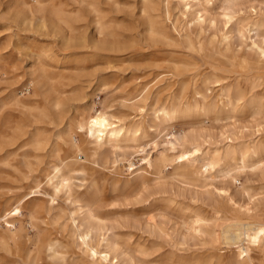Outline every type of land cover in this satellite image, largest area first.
Returning <instances> with one entry per match:
<instances>
[{"label": "rangeland", "instance_id": "1", "mask_svg": "<svg viewBox=\"0 0 264 264\" xmlns=\"http://www.w3.org/2000/svg\"><path fill=\"white\" fill-rule=\"evenodd\" d=\"M38 1L41 11L33 9L28 15L25 5H33V0H0V58L10 64L0 65L5 79L0 84V107L10 102L0 121V215L18 206L20 210L12 220L15 243L6 252L0 246V264H26L34 238L66 237L71 212L75 217L86 215L87 207H60L42 196L50 194L61 176L105 227L124 264H196L208 246L190 228L195 216L217 212L241 220L246 210L264 212L263 114L252 116L246 108L233 114L164 120L159 112L163 105L177 108L183 88L192 94L194 82L204 92L208 80V87L217 92L212 73L233 76L225 72L229 68L214 69L217 63L195 53L186 38L197 37L202 29V37L213 36L223 51L221 36L228 31L232 47L238 48L236 26L225 24L224 13L264 21V0ZM249 6L260 11L254 15ZM196 14L203 17L202 28ZM35 78H40L38 84L30 86ZM256 92L264 110V81ZM15 100L28 102L27 106H11ZM94 111L121 123L135 121L141 131L136 138L124 136L116 145L93 151L79 125ZM16 122L21 135L7 146ZM182 136L197 144L199 152L193 156L210 160L217 157L215 151L224 154L249 147L247 163L243 167L239 159L225 158L195 181H184L172 174L187 156L171 161L177 154L172 153L176 139ZM31 141L38 146H31ZM252 147L259 149L258 155L251 154ZM66 156L68 161L77 156L85 170L62 162L56 174L54 167ZM147 160L154 164L152 169L145 170ZM160 170L163 179L158 181ZM91 175L98 182L99 197L89 188ZM5 229L0 221V234L6 235ZM66 243L68 264H98L69 238ZM240 245L246 246V241ZM46 261L59 264L52 258ZM255 263L264 264V255Z\"/></svg>", "mask_w": 264, "mask_h": 264}, {"label": "bare ground", "instance_id": "2", "mask_svg": "<svg viewBox=\"0 0 264 264\" xmlns=\"http://www.w3.org/2000/svg\"><path fill=\"white\" fill-rule=\"evenodd\" d=\"M33 1V5H25L28 10V15H33V9H37L39 12L42 9L41 3L38 0ZM240 1L241 0H231L232 3H240ZM249 8L250 12L254 13V15L260 11L254 6H249ZM196 15L197 23L202 28L203 17L202 15ZM239 17L240 16L237 17L234 13H224L223 16L225 24L233 22V25L236 26L237 37L240 40L238 48L232 47L230 43L231 37L227 36L229 33L228 31L223 33L221 36V41L225 44L223 51L216 47V40L213 36L208 40L202 37V34L204 33L202 29L197 37L186 38L187 44L194 50L195 53L202 55L206 59H210L214 63H217V66L213 67L214 69L217 70L219 67L221 69L229 68L230 70L225 72H228L233 76L231 78H223L220 77L219 74H216V72L212 73L211 83L218 87L217 92L214 90L215 88L208 87V80L205 82L206 86H204V92L197 90V87L195 86L196 82L193 84L194 89L192 94L186 93V88H183L182 95L180 97L181 101L179 102L178 107L172 108L168 105H163L159 110L161 118L164 120H172L176 116L181 118H196L201 116L206 117L210 114H233L235 112L243 111L246 108L252 113V116L257 114H263L264 116L262 102L256 92V89L260 87L261 82L264 81V21L261 19H255V17ZM190 26L191 24H189L188 28ZM211 26L214 27V23H211ZM259 31L261 32L260 34ZM251 33L253 34L251 35ZM188 34V36H191L190 32ZM0 65L4 68H10V64H8L5 59L0 58ZM40 70L42 71V69H39L38 71L40 72ZM37 79L38 78L32 79V82L29 85H37ZM226 80L228 81L226 82ZM3 82H5V79L1 78L0 84ZM213 91L214 93H212ZM206 92H209V94H205ZM27 103L28 102L15 100L11 106L13 105L16 108H25ZM8 104H10V102ZM8 104H4L0 107V121L4 119L3 110L6 105L8 106ZM154 112L156 113V118L160 119L157 110ZM110 116L103 111H94L93 113L90 112V114L86 117L84 116L85 118L83 119V122L79 125L80 129H84L86 140L93 145V151L98 150L105 144L116 145L122 137H135L141 131L140 125H136L135 121L121 123L118 120L116 121L115 119H112ZM10 129L12 130V133L11 136H9L10 141H8L7 146L10 145V142H12L11 145L16 143V141L12 140H15L17 136L21 135L22 127L18 122H16ZM176 141L177 143L173 146L175 148L172 149V153L176 152L177 154L172 155L171 161L183 159L185 156H187V158L183 159L184 161L182 164L177 166V169L179 170L177 173H173L172 176L181 178L184 181H195L198 178L199 173L209 172L215 165L225 158H228L229 160H235L237 158L240 160L243 167L248 160V156H246L245 153L249 151V147L245 150L237 148L226 150L224 154L221 152L219 153V151H215V155L217 157L214 156L215 158L210 160L202 156H193L199 152V148L197 144L195 145L193 143V141L190 143L187 136H182L180 139H176ZM29 144L31 146H38L36 141H31ZM190 145H194L192 151L187 150V147L189 148ZM24 146H28V144H25ZM258 151L259 149L256 147L251 148V154L254 156L258 155ZM62 162H65V164L69 166L71 165L76 167L80 165L79 171L85 170L84 165L77 160V156L74 161H68L66 156L62 158L61 165L54 167L53 171H55L56 174L60 171L59 168L63 165ZM165 163L166 161H164L162 165L164 168L166 167ZM153 166L154 164L150 161L147 160L145 162V170L152 169ZM61 177L58 182H56V180L54 181L56 183L51 185L50 194L43 193L42 196L50 197L51 204L56 201L55 204L60 207L76 206L78 210H81L83 207H87L88 209L85 211L86 215L84 217H75V213L71 212L70 219L72 223L69 225L70 234L66 235V237L64 235L61 237L54 236L34 238L32 241L34 250L33 252L30 250L29 255H26L27 259H25V263L47 264L46 259L52 258L54 261L57 260L59 264H68L69 262H67L66 256L70 253V246L66 242L69 238L73 246L79 248L86 257H90L95 263L124 264V261L118 253L116 243L107 235L105 227L95 218L94 214L90 212L88 206L81 204L82 201L79 198V194L70 188L72 184L70 185L68 179ZM155 179L158 181L163 179L161 170L156 173ZM89 188L93 192L94 197H99L98 182L92 175L89 178ZM88 192L91 193L90 191ZM28 195L29 194L26 193L25 197ZM260 212L261 211L250 212V210H246V217L241 220L228 219L226 217L219 216L217 212L211 214L210 217L199 215L195 216L190 223V228L192 229L196 239L202 243V245L208 246V250L204 258L196 264H256L255 259L264 255V212ZM18 215H20L19 206L13 209H7L0 215V221H3L6 226V235L0 234V246L5 249L4 250L2 248L4 252H6L12 243H15V235L12 228L14 222L12 220L17 218ZM242 239L246 241V246L240 245ZM10 252L11 251H9V253Z\"/></svg>", "mask_w": 264, "mask_h": 264}, {"label": "built area", "instance_id": "3", "mask_svg": "<svg viewBox=\"0 0 264 264\" xmlns=\"http://www.w3.org/2000/svg\"><path fill=\"white\" fill-rule=\"evenodd\" d=\"M0 78H1V69H0Z\"/></svg>", "mask_w": 264, "mask_h": 264}]
</instances>
